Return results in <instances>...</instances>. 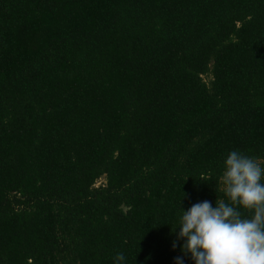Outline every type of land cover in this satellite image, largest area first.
Segmentation results:
<instances>
[{
	"label": "trees",
	"instance_id": "trees-1",
	"mask_svg": "<svg viewBox=\"0 0 264 264\" xmlns=\"http://www.w3.org/2000/svg\"><path fill=\"white\" fill-rule=\"evenodd\" d=\"M233 150L264 163V0H0V264H175Z\"/></svg>",
	"mask_w": 264,
	"mask_h": 264
},
{
	"label": "clouds",
	"instance_id": "clouds-1",
	"mask_svg": "<svg viewBox=\"0 0 264 264\" xmlns=\"http://www.w3.org/2000/svg\"><path fill=\"white\" fill-rule=\"evenodd\" d=\"M221 182L228 202L181 207L172 248L179 246L182 255L175 264H184L185 256L193 264H264V163L233 150L223 161ZM240 209L250 212V218ZM125 260L118 253L114 264Z\"/></svg>",
	"mask_w": 264,
	"mask_h": 264
},
{
	"label": "rangeland",
	"instance_id": "rangeland-1",
	"mask_svg": "<svg viewBox=\"0 0 264 264\" xmlns=\"http://www.w3.org/2000/svg\"><path fill=\"white\" fill-rule=\"evenodd\" d=\"M203 79H204L206 82H208L209 79H210V77L207 76V75H204V76H203ZM102 183H104V177L99 178V179L97 180V182L95 183V186H98V185H100V184H102Z\"/></svg>",
	"mask_w": 264,
	"mask_h": 264
}]
</instances>
